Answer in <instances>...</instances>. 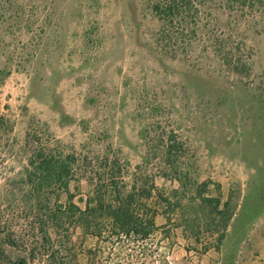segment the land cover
Listing matches in <instances>:
<instances>
[{
    "label": "rangeland",
    "instance_id": "374dc122",
    "mask_svg": "<svg viewBox=\"0 0 264 264\" xmlns=\"http://www.w3.org/2000/svg\"><path fill=\"white\" fill-rule=\"evenodd\" d=\"M142 1L0 0V264H264V7L213 9L235 71L210 46L165 55ZM42 149L67 188L34 186ZM115 184L136 186L131 215L156 210L150 234L109 218ZM98 191L87 229L69 204Z\"/></svg>",
    "mask_w": 264,
    "mask_h": 264
},
{
    "label": "trees",
    "instance_id": "16d2710c",
    "mask_svg": "<svg viewBox=\"0 0 264 264\" xmlns=\"http://www.w3.org/2000/svg\"><path fill=\"white\" fill-rule=\"evenodd\" d=\"M142 4L143 8L148 10L158 22L155 40L165 55L170 57L185 56L194 52L199 45L204 47V49L210 46L214 48L215 53L219 55L226 66L236 71L240 70V67L245 65V62L241 57L239 46L214 33V29L212 28L213 9H215L216 5H222L227 9H258L264 7V0H143ZM172 141L179 143L174 137H172ZM29 164L31 166L30 171L36 177L33 184L37 190L41 189L44 183L57 184L62 182L63 186L67 188L70 162L56 160L53 154L46 153L42 149L33 159H30ZM163 176L168 177L169 175L168 173H163ZM178 180L180 183L184 182L182 179ZM206 185L207 183H202V187ZM135 190L136 186L132 185L130 191L123 195V192L116 184L115 186L112 185V191L115 193L114 197H116L117 204L108 203L107 207L111 214H113L109 215V218L117 224L119 230L122 232L128 233L131 230H135L136 233H139L138 230L142 228V235H148L156 226V210L153 209L151 215H146L144 221H141L136 215H131L130 208L136 196ZM156 190H158V186L154 180H151L149 187L143 190V192L147 198H151ZM198 194L200 204H209L217 215L223 214L224 210L220 209V200L218 198L205 196L201 190ZM163 200H165L167 206L172 204L169 199ZM227 205L228 203L224 204V206ZM103 206V200L99 191L95 197H89L85 210L80 209L79 206L72 202L69 204L72 213L76 211L79 213V215H74L77 221L87 229L91 227L89 215L81 214L85 211L102 209ZM223 237L224 233H221L219 240L223 239ZM49 256L50 264H63L59 260L58 249H53Z\"/></svg>",
    "mask_w": 264,
    "mask_h": 264
}]
</instances>
